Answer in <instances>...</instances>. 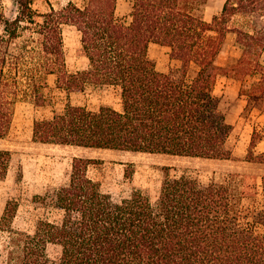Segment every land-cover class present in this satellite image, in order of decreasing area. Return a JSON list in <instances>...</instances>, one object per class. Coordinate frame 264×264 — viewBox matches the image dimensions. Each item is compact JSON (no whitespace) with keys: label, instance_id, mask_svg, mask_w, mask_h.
<instances>
[{"label":"trees","instance_id":"trees-1","mask_svg":"<svg viewBox=\"0 0 264 264\" xmlns=\"http://www.w3.org/2000/svg\"><path fill=\"white\" fill-rule=\"evenodd\" d=\"M118 1L70 2L40 13L35 0H17L13 19L0 4V139L11 130L17 102L28 96L40 102L47 76L56 75L68 93L89 84L117 88L122 109L68 104L35 121L37 142L231 159L234 126L215 87L219 76H232L242 82L247 110L264 102V0H225L212 21L202 13L209 0H132L129 20L117 16ZM237 17L243 26L234 25ZM66 25L80 33L89 60L76 73L67 67ZM229 33L237 34L243 54L221 66ZM153 43L169 47L181 68L159 71L149 55ZM11 163L10 151L0 150V180ZM94 163L74 157L70 183L50 196L63 212L59 221L42 220L31 233L17 230L19 204L8 202L0 220V232L8 234L0 264H264V198L262 208L244 209L229 184L168 176L156 202L142 191L118 202L89 176ZM262 190L264 197V178ZM52 245L61 248L55 259Z\"/></svg>","mask_w":264,"mask_h":264},{"label":"rangeland","instance_id":"rangeland-1","mask_svg":"<svg viewBox=\"0 0 264 264\" xmlns=\"http://www.w3.org/2000/svg\"><path fill=\"white\" fill-rule=\"evenodd\" d=\"M88 0H35L34 8L46 13L51 6L62 9L70 2L80 6ZM225 0H209L203 6V16L212 21L223 9ZM7 18L18 14L17 0H0ZM132 0H119L117 16L129 20ZM244 18L237 17L234 25L243 26ZM3 26L0 23V34ZM65 52L68 70L71 73L85 70L89 60L85 56L81 36L76 27L64 26ZM243 54V47L236 33H229L218 63L227 66ZM150 57L157 69L169 72L181 68V61L173 58L171 49L160 44H151ZM264 63V54L261 58ZM197 70L193 65L191 73ZM260 76L249 78L251 83ZM242 82L235 77L221 75L217 79L215 93L220 98L221 109L234 126L229 140L233 151L231 159H209L200 157L174 156L168 154L137 153L110 149H87L76 146L49 145L34 140L36 120L50 119L62 113L68 104L86 106L97 111L102 106L122 109L120 91L109 85L89 84L84 91L68 93L57 85V76H47V87L43 99L38 102L33 96L21 98L15 108L9 134L0 139V150L10 151L12 163L6 179L0 180V220L9 201L19 204L14 227L33 232L40 221H59L63 212L51 201L50 196L60 187L70 183L74 157L95 159L89 167V176L97 181L101 190L109 193L116 201L130 198L135 191H142L156 202L165 179L189 176L204 184L211 182L229 184L234 189L244 209H259L263 206L264 160V102H256L247 110L248 100L241 93ZM257 135L254 148L251 144ZM253 151V158H251ZM8 234L0 232V250ZM52 258L61 254L59 246L49 247Z\"/></svg>","mask_w":264,"mask_h":264}]
</instances>
